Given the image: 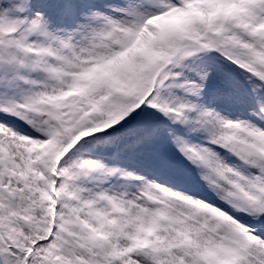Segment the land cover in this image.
<instances>
[{"label":"snow or ice","instance_id":"obj_1","mask_svg":"<svg viewBox=\"0 0 264 264\" xmlns=\"http://www.w3.org/2000/svg\"><path fill=\"white\" fill-rule=\"evenodd\" d=\"M0 264H264V0H0Z\"/></svg>","mask_w":264,"mask_h":264}]
</instances>
